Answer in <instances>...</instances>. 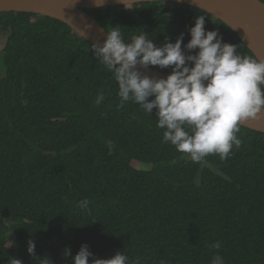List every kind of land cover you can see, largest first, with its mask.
Segmentation results:
<instances>
[{
  "label": "trees",
  "instance_id": "16d2710c",
  "mask_svg": "<svg viewBox=\"0 0 264 264\" xmlns=\"http://www.w3.org/2000/svg\"><path fill=\"white\" fill-rule=\"evenodd\" d=\"M86 10L107 31L118 27L125 42L146 34L158 46L181 33L186 44L204 15L206 30L257 60L230 26L197 6L161 0ZM4 34L0 264H37L29 240L48 264H73L63 248L74 257L84 243L97 258L124 252L128 264H212L216 255L224 264H264V132L239 124L242 143L226 159L193 162L163 141L154 113L132 101L118 107L114 74L66 23L1 12Z\"/></svg>",
  "mask_w": 264,
  "mask_h": 264
},
{
  "label": "clouds",
  "instance_id": "9594fccd",
  "mask_svg": "<svg viewBox=\"0 0 264 264\" xmlns=\"http://www.w3.org/2000/svg\"><path fill=\"white\" fill-rule=\"evenodd\" d=\"M119 2L129 4V0ZM194 19L186 44L184 33L175 42L167 37L159 46L146 34L125 42L119 28L113 27L102 42L92 44L91 52L114 74L118 107L132 101L144 112L154 113L156 126L165 130L163 141L198 163L209 154L226 159L233 146L238 149L242 143L236 135L239 123L264 114V61L237 54L236 45L224 41L217 30H206L204 15ZM150 67L171 71L166 76L141 71ZM103 99L99 94L96 103ZM88 204L87 199L79 202L82 209ZM27 251L37 264H48V258L36 254L35 241H28ZM63 255L72 257L73 264H128L124 252L97 258L87 243L81 244L74 257L67 247ZM212 264H224L223 257L214 256Z\"/></svg>",
  "mask_w": 264,
  "mask_h": 264
},
{
  "label": "water",
  "instance_id": "95a60500",
  "mask_svg": "<svg viewBox=\"0 0 264 264\" xmlns=\"http://www.w3.org/2000/svg\"><path fill=\"white\" fill-rule=\"evenodd\" d=\"M161 0H129V3ZM200 7L225 22L253 52L258 61H264V3L260 0H165ZM0 0L1 12H34L58 19L92 44L102 42L108 32L86 9L122 4L119 0ZM142 72L166 76L154 67ZM239 124L264 132V114L248 118Z\"/></svg>",
  "mask_w": 264,
  "mask_h": 264
},
{
  "label": "rangeland",
  "instance_id": "374dc122",
  "mask_svg": "<svg viewBox=\"0 0 264 264\" xmlns=\"http://www.w3.org/2000/svg\"><path fill=\"white\" fill-rule=\"evenodd\" d=\"M6 41H7V34H4L1 38H0V55H2L3 54V49H4V47H5V45H6ZM0 72H1V74H5V67L3 66V63H0ZM206 165H208V164H206ZM145 166H149V165H147V164H142V163H139V162H137L136 163V167H138V168H144ZM7 222H8V224H9V226H11V221L10 220H7ZM70 248L71 249V247H70V245H66L64 248H63V250H62V255H63V253H64V250H65V248ZM72 250V249H71ZM63 257L67 260H69L70 259V257H65L64 255H63Z\"/></svg>",
  "mask_w": 264,
  "mask_h": 264
}]
</instances>
